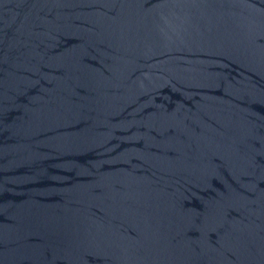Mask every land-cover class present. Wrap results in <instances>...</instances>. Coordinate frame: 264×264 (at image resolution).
Segmentation results:
<instances>
[{
	"label": "water",
	"instance_id": "1",
	"mask_svg": "<svg viewBox=\"0 0 264 264\" xmlns=\"http://www.w3.org/2000/svg\"><path fill=\"white\" fill-rule=\"evenodd\" d=\"M0 264H264V0H0Z\"/></svg>",
	"mask_w": 264,
	"mask_h": 264
}]
</instances>
